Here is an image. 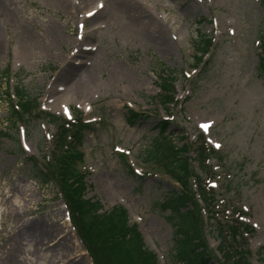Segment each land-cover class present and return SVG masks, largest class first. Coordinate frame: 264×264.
<instances>
[{
  "label": "rangeland",
  "instance_id": "obj_1",
  "mask_svg": "<svg viewBox=\"0 0 264 264\" xmlns=\"http://www.w3.org/2000/svg\"><path fill=\"white\" fill-rule=\"evenodd\" d=\"M101 2L104 13L87 23L81 13L68 15L46 0H0V264L96 263L55 183L41 189L28 176L30 159L43 169L54 163L57 128L40 117L46 112L80 115L89 123L79 142L68 143L76 127L66 141L85 152L77 167L85 196L105 212L124 207L159 264H180L173 257L170 212L163 207L181 189L167 168L174 160L170 151L198 144L203 132L213 149L209 173L191 161L209 195L201 209L202 253L210 264H264L257 254L264 245V77L257 72L264 0ZM115 4L129 13L105 19ZM143 13L147 24L134 19ZM132 22L139 25L130 29ZM157 25L168 45L154 39ZM202 34L213 38V47L200 63L193 41ZM24 39L26 57L20 54ZM170 77L174 104L167 102L171 92L160 89ZM20 87L37 107L17 113V120L7 96L16 104ZM163 121L168 125L162 135ZM157 144L158 155L150 157ZM32 224L41 226L44 239L25 235ZM230 226L236 236L224 235L222 245L215 229L228 234ZM220 247L234 257L224 258Z\"/></svg>",
  "mask_w": 264,
  "mask_h": 264
},
{
  "label": "trees",
  "instance_id": "obj_2",
  "mask_svg": "<svg viewBox=\"0 0 264 264\" xmlns=\"http://www.w3.org/2000/svg\"><path fill=\"white\" fill-rule=\"evenodd\" d=\"M196 51L200 53L199 62L202 61L203 55L208 54L212 41L210 38L201 35L194 42ZM262 53L259 56L257 71L260 77H264V42L262 44ZM165 92H169L170 88L166 82L162 85ZM17 103L14 104L8 94V104L13 112V118L18 120L19 112H28L37 107V103L32 100L31 96L22 88H17L15 93ZM173 101V96H170L169 103ZM12 117V116H11ZM41 118H46L50 123L57 127V135L55 138V147L52 151V168L43 169L37 163L33 162L28 170L30 179L36 180L41 188L48 186L54 182L57 187V194L65 200L68 209L71 212L73 224L83 240L88 251L96 261V264H116L115 256L120 262L125 264H158L156 256L148 252L144 248L143 237L136 225L129 222V215L125 208L115 207L110 212H103L102 206L98 202L87 199L86 185L84 183V175L78 173V165L84 161V153L82 151L73 150L69 144L75 143L81 139V133L84 127L81 123L75 126L74 124L62 121L59 117L45 113ZM39 118V115L37 116ZM11 121V119H10ZM14 121V119H12ZM167 122L159 124L162 135L166 133ZM72 127V129H70ZM76 127V130H75ZM75 130V131H74ZM71 131H74L70 135ZM70 135L68 145L66 141ZM200 145L195 149L194 158L199 162L200 168L207 172L209 171L205 162L209 156V149H206L205 140L200 137ZM159 144L155 146L154 151H150V157L158 155ZM66 147V148H65ZM189 147L182 148L172 146L170 155H173L174 160L167 165V168L176 175V179L181 182L182 190L171 192L165 198L163 207L170 211L169 220L175 229V249L173 257L180 264H210V259L202 253L204 247V239H202L203 220L201 218V210L199 202L206 205L209 202V195L204 190L200 176L192 171L191 158L187 156ZM191 179L197 191L194 192L190 186ZM196 194L198 198H196ZM58 196V197H59ZM194 209H198L194 211ZM231 227L230 229H233ZM215 233L220 237L222 245L227 239L224 236L223 229L216 228ZM232 236L236 234L231 233ZM198 243H203L200 245ZM226 258L234 257V253L219 249ZM102 259H100V257ZM259 256L264 262V247L259 251ZM113 257V258H112Z\"/></svg>",
  "mask_w": 264,
  "mask_h": 264
},
{
  "label": "bare ground",
  "instance_id": "obj_3",
  "mask_svg": "<svg viewBox=\"0 0 264 264\" xmlns=\"http://www.w3.org/2000/svg\"><path fill=\"white\" fill-rule=\"evenodd\" d=\"M48 2H51V3H54L60 7H62V9H65L66 11V14L70 15L74 12L75 10V13L76 14H82L83 17H87V19H85V22L89 23V22H92V23H96V19L99 18L100 14L104 13V11H100L99 9H97V7L100 5V3L103 4V2L101 1H98L96 4H94L92 7L88 8V9H84L86 7V5H88L90 2L94 1V0H79V2L77 4H74V3H70V0H46ZM76 1V0H74ZM103 6H105V4H103ZM105 10V9H103ZM110 12L106 15L105 19H111L113 16L116 15V12L118 13L119 11H126L127 13H129V11H127L126 8L122 7V5H119V4H115L113 5V8H111L109 10ZM91 12L93 13V15L89 16L88 13ZM145 14L146 13H143V15H134V19H141L143 22L142 23H146L148 22V20L146 19L147 17H145ZM136 25H139L138 23H135V22H132V25H130V29H132L134 27V24ZM54 24V23H53ZM56 25L53 26V28H55ZM161 26H156L153 30L154 32V39L156 40V42L158 41V43L161 42V46L163 47L164 45H168L169 44V39L168 38H165L164 35H161L162 33V30H161ZM26 36L29 34L28 32H25ZM25 35L23 37H25ZM3 38L2 36L0 35V54L2 52V45H3ZM27 40H23V41H20V54L24 57H26V53H27ZM52 225V228H53V223H50ZM55 232V230H54ZM33 234L34 236V240H41V239H44L46 236L43 234V231L41 229V226L39 225H31L29 228H28V231L25 233V235H30ZM60 251L64 252L65 255H67L68 257L71 258V255H72V252H68V250H66L64 248L61 249L60 248Z\"/></svg>",
  "mask_w": 264,
  "mask_h": 264
},
{
  "label": "snow or ice",
  "instance_id": "obj_4",
  "mask_svg": "<svg viewBox=\"0 0 264 264\" xmlns=\"http://www.w3.org/2000/svg\"><path fill=\"white\" fill-rule=\"evenodd\" d=\"M101 7H102V5H101ZM88 15L91 16V15H93V13L89 12ZM205 127H207V126H205ZM217 147H219V145H217Z\"/></svg>",
  "mask_w": 264,
  "mask_h": 264
}]
</instances>
